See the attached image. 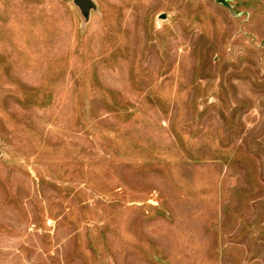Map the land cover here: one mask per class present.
Segmentation results:
<instances>
[{
	"label": "rangeland",
	"instance_id": "374dc122",
	"mask_svg": "<svg viewBox=\"0 0 264 264\" xmlns=\"http://www.w3.org/2000/svg\"><path fill=\"white\" fill-rule=\"evenodd\" d=\"M0 0V264H264V0Z\"/></svg>",
	"mask_w": 264,
	"mask_h": 264
},
{
	"label": "water",
	"instance_id": "95a60500",
	"mask_svg": "<svg viewBox=\"0 0 264 264\" xmlns=\"http://www.w3.org/2000/svg\"><path fill=\"white\" fill-rule=\"evenodd\" d=\"M221 2H225V0H219ZM75 4H77L84 15L87 17L90 15L91 9L95 6L94 0H74Z\"/></svg>",
	"mask_w": 264,
	"mask_h": 264
}]
</instances>
